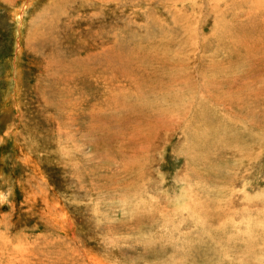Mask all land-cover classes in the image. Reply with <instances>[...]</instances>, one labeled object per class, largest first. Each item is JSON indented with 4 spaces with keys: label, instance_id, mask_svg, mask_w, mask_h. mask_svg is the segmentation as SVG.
I'll list each match as a JSON object with an SVG mask.
<instances>
[{
    "label": "rangeland",
    "instance_id": "rangeland-1",
    "mask_svg": "<svg viewBox=\"0 0 264 264\" xmlns=\"http://www.w3.org/2000/svg\"><path fill=\"white\" fill-rule=\"evenodd\" d=\"M13 1L28 13L15 35L0 23V264H264V0H61L55 17L56 0ZM122 41L138 55L111 78L74 73ZM204 115L226 131L193 150Z\"/></svg>",
    "mask_w": 264,
    "mask_h": 264
},
{
    "label": "bare ground",
    "instance_id": "bare-ground-1",
    "mask_svg": "<svg viewBox=\"0 0 264 264\" xmlns=\"http://www.w3.org/2000/svg\"><path fill=\"white\" fill-rule=\"evenodd\" d=\"M21 1V0H20ZM109 1V0H108ZM258 1V0H257ZM256 1V2H257ZM90 2V0H89ZM88 2V3H89ZM101 2V1H100ZM110 2V1H109ZM115 2V0H114ZM254 2V1H253ZM91 3V2H90ZM89 3V4H90ZM108 3V2H106ZM116 3V2H115ZM258 3V2H257ZM263 3V2H262ZM21 2H15V1H7V0H0V11L4 12V17H2V19L0 20V23L3 25V31H12V35L14 34L15 35V32L17 30H20L22 32L23 28H24V24H25V20H24V16L28 13L27 12V9H25V2L23 1L22 4ZM87 4V5H89ZM253 4V3H252ZM72 5V4H71ZM68 6V5H67ZM94 6V5H93ZM105 6V5H104ZM107 6V5H106ZM251 6V5H250ZM61 7H62V1L61 0H56V3L53 5H51L49 8L51 10V12H53V17H55V14H59L61 12ZM69 7H70V4H69ZM261 8V7H260ZM42 9V8H41ZM73 9V8H72ZM39 10V9H38ZM45 10V9H44ZM66 10V9H65ZM64 10V11H65ZM42 11V10H41ZM67 11V10H66ZM71 11V9H70ZM69 11V12H70ZM119 11V10H118ZM44 12V11H43ZM6 13V14H5ZM72 13V12H71ZM262 13V12H261ZM97 15V14H96ZM47 17H45L46 19ZM49 20H54L52 17H48ZM52 18V19H51ZM62 18V17H61ZM79 18V17H78ZM67 19V18H66ZM73 19V18H72ZM49 20H46V22L44 24H35L34 26H31L30 29H29V32L27 35V39L24 38V40H19L20 42L18 43V47L21 45V50L18 52L17 51V54L18 55H21L20 58H22V54H23V50H24V44L27 45L28 47H34L33 44L35 42H40L38 39L36 38H42L44 37V34H46L48 28H50V30H52L51 26L47 25V21ZM63 20H65V18H63ZM74 20V19H73ZM79 21V20H78ZM56 22V21H55ZM67 22V21H66ZM72 22V21H71ZM28 23V22H27ZM74 23V22H73ZM117 23V22H116ZM64 24V23H63ZM20 25H21V29H20ZM59 25V24H58ZM61 25V24H60ZM66 25V24H65ZM73 25V24H72ZM69 26V25H68ZM63 27V26H62ZM67 27V26H66ZM68 28V27H67ZM91 28V27H90ZM262 28V27H261ZM25 29V28H24ZM263 29V28H262ZM27 31V30H26ZM25 31V32H26ZM53 31V30H52ZM50 31V32H52ZM60 31V30H59ZM259 31V30H258ZM264 31V30H263ZM14 32V33H13ZM49 32V31H48ZM55 32V31H54ZM71 32V31H70ZM88 32V31H87ZM57 33V32H56ZM22 34V33H21ZM61 34V33H60ZM69 34V33H68ZM107 34V33H106ZM257 34V33H255ZM79 35V34H78ZM114 35V33H113ZM11 36V34H10ZM50 35H48L49 37ZM54 36V35H53ZM63 36V34H62ZM66 36V35H65ZM82 36V35H81ZM105 36V35H104ZM115 36V35H114ZM52 37V36H51ZM59 37V36H58ZM68 37V36H67ZM85 37V36H84ZM91 37V36H90ZM103 37V36H102ZM50 38V37H49ZM49 38L47 39V42L50 41ZM12 39H13V36L11 37V40H10V44L12 42ZM7 40V39H6ZM62 40V39H61ZM109 40V38H108ZM46 41V40H44ZM88 41V39H87ZM107 41V40H106ZM42 42V41H41ZM40 42V43H41ZM55 42V41H54ZM111 42V41H110ZM119 42V41H118ZM91 43V42H90ZM99 44V43H98ZM105 44V43H104ZM38 45V44H37ZM44 45V44H43ZM42 45V47H43ZM91 45V44H90ZM93 45V44H92ZM106 45V44H105ZM95 46V45H94ZM108 46V45H106ZM116 46V45H115ZM29 47V48H30ZM46 47V45H45ZM93 47V46H92ZM109 47V46H108ZM107 47V48H108ZM79 48V47H78ZM82 48V47H81ZM105 48V47H104ZM49 49V48H48ZM52 49V48H51ZM54 49H55V45H54ZM111 49V48H110ZM25 50H26V47H25ZM33 50V49H32ZM36 50V49H35ZM78 50V49H77ZM93 50V49H92ZM106 51V49H104ZM114 50V51H113ZM10 51V50H9ZM43 51V50H42ZM45 51V50H44ZM48 51V50H47ZM51 52V50H49ZM76 51V50H75ZM73 51V52H75ZM103 51V50H100V51H93L91 53H88L86 54L84 57L82 58H78L77 60H74V62L72 63V67H73V71L74 73H76V75H79L78 73H81L82 74H86V73H89L91 71H94L95 73H100L99 70H101L102 74H101V77H103V75H105L107 78H111L112 75L114 74V71H113V66L115 65L116 66V61L117 60H121V64L124 66V67H127L128 63H129V59L133 58V57H136L138 54L137 53H134L133 51V48H130V46L127 44L126 41H122L119 43L118 45V48L117 49H113L112 50H109L108 51ZM89 52V51H88ZM44 53V52H43ZM16 54V56H17ZM26 54V53H25ZM76 54V53H75ZM81 54V53H80ZM50 55V54H49ZM48 56V55H47ZM58 56V55H57ZM70 56V55H69ZM72 56V55H71ZM43 57V56H42ZM20 58L19 60H17V64H16V61H15V72L16 74L19 72L17 71L18 67H19V63L22 61H20ZM45 58V57H44ZM55 58V57H53ZM70 58V57H69ZM68 58V59H69ZM72 58V57H71ZM33 59V58H32ZM50 59V58H49ZM41 60V59H40ZM53 60V59H51ZM49 60V61H51ZM70 60V59H69ZM72 60V59H71ZM32 61V60H31ZM54 62V61H53ZM58 62V61H57ZM59 63V62H58ZM26 65V64H25ZM31 65V64H29ZM28 65V66H29ZM17 66V68H16ZM27 66V67H28ZM34 66V65H33ZM99 68H97V67ZM119 66V65H118ZM22 67V66H21ZM26 67V68H27ZM29 68V67H28ZM24 69V68H23ZM58 69V67H57ZM63 69V68H62ZM116 69H119V68H116ZM21 70V69H20ZM33 70V69H32ZM66 70V69H65ZM64 71V70H63ZM68 71V70H67ZM23 72V70H22ZM20 73L21 71L19 72V78H20ZM34 73V72H33ZM72 73V72H71ZM94 73V74H95ZM24 74V73H23ZM69 74V73H68ZM93 74V75H94ZM61 75V74H59ZM64 75V74H63ZM80 75V76H81ZM85 76H88V75H85ZM58 77V75H57ZM78 77V76H77ZM115 77V76H114ZM57 79V78H55ZM84 79V78H82ZM80 80V78H79ZM88 80V79H87ZM114 80V79H113ZM16 81V80H15ZM22 81V80H21ZM62 81V80H61ZM82 81V80H81ZM84 81V80H83ZM58 82V80H57ZM75 82V81H74ZM101 82V81H100ZM24 83V82H23ZM48 83V82H47ZM62 83V82H61ZM86 83V82H85ZM17 84V82L15 83ZM44 84V83H43ZM70 85V83H68ZM73 84V82H72ZM77 84V82H76ZM82 84V83H81ZM88 84V83H87ZM101 84V83H100ZM47 85V84H46ZM79 85V84H78ZM83 85V84H82ZM17 86V85H16ZM27 86V84H26ZM33 86V85H32ZM45 86V84H44ZM49 86V85H48ZM77 86V85H76ZM80 86V85H79ZM85 86V84H84ZM84 86H81V87H84ZM92 86V85H91ZM97 86V85H96ZM63 87V86H62ZM65 87H68V86H65ZM64 87V89H65ZM70 87V86H69ZM68 87V90H70ZM75 87V86H74ZM110 87V86H109ZM27 88V87H26ZM54 88V87H53ZM29 88H27L28 90ZM57 89V88H56ZM77 89V88H76ZM17 90H18V87H17ZM16 90V91H17ZM89 90V89H87ZM30 91V90H29ZM48 91V90H47ZM61 91V90H60ZM66 91V90H64ZM79 91V90H78ZM85 91V90H84ZM50 92V91H49ZM67 92V91H66ZM69 92V91H68ZM74 92V90H73ZM72 92V93H73ZM109 92V91H108ZM28 93V92H27ZM40 93V92H39ZM70 93V92H69ZM35 94V92L33 93ZM47 94V93H46ZM59 94V93H58ZM82 94V93H81ZM96 94V93H95ZM15 95V94H14ZM66 95V94H65ZM64 95V96H65ZM16 96V95H15ZM24 96V95H23ZM39 96V95H38ZM44 96V94L42 95ZM41 96V97H42ZM49 96V95H48ZM99 96V95H98ZM29 97V96H27ZM74 97V96H73ZM72 97V98H73ZM15 98V97H14ZM17 98H18V94H17ZM66 98V97H65ZM31 99V98H30ZM33 99V97H32ZM50 99V98H48ZM57 99V98H56ZM60 99V98H59ZM64 99V98H62ZM61 99V100H62ZM68 100V99H67ZM72 100V99H71ZM78 100V98H77ZM90 99H88L89 101ZM26 101V99H25ZM24 101V102H25ZM59 101V100H58ZM91 101V100H90ZM112 101V100H111ZM34 102V101H33ZM32 102V103H33ZM37 102V101H36ZM60 102V101H59ZM31 103V102H30ZM65 103H66V100H65ZM73 103V102H72ZM89 103V102H88ZM112 103V102H111ZM28 104V103H27ZM63 104V103H62ZM69 104V103H68ZM84 106V105H83ZM82 106V107H83ZM101 106V105H100ZM110 106V105H109ZM112 106V105H111ZM25 107V106H24ZM61 107V106H60ZM72 107V105H71ZM70 107V108H71ZM85 107V106H84ZM74 108V107H73ZM111 108V107H110ZM107 109V108H106ZM112 110V109H111ZM25 111V110H24ZM36 111V110H35ZM65 111V110H64ZM79 111V110H78ZM21 112V111H20ZM72 112V111H71ZM75 112V111H74ZM36 113V112H35ZM81 113V112H80ZM66 114V115H65ZM25 115V114H24ZM82 115V114H81ZM59 116L61 117V119H63L62 121H59L57 122L58 123V129L61 131L63 129H65L64 133L63 134H58L59 136L61 135H64L66 136L69 140L73 141V139L75 138V136L77 135L76 131H79L80 130V126H79V123L77 122V118L75 115H72V114H69L67 111L65 112H62L59 114ZM23 117V116H22ZM50 117V116H49ZM80 117V116H79ZM104 117V116H103ZM111 117V116H110ZM25 120V119H24ZM91 120V119H90ZM23 122V121H22ZM84 122V121H83ZM98 122V120H97ZM215 122V121H214ZM25 123V122H24ZM21 124V123H20ZM26 125V124H25ZM77 125L79 127H77ZM43 126V124H42ZM46 126V125H45ZM88 127L89 129H86V132H88V134H90V132L92 131L93 132V129L95 128V121L94 119H92V122H90L88 124ZM194 127L195 129L198 130V132L196 133V135L193 136V138H191V148L193 150H201V147L205 148V150H209L212 146H215L217 144V140L221 139L224 137V132L226 131V126L222 127L220 125H218L216 122H215V126L212 122V120H210L209 118H207L205 115L202 116V118H199L198 120L195 119V122H194ZM21 128V127H20ZM44 128V127H43ZM70 128V137H69V132L67 131V129ZM23 130V129H22ZM39 130H40V127H39ZM44 130V129H43ZM74 132H73V131ZM41 131V130H40ZM49 132V131H48ZM18 133V132H17ZM42 133V132H41ZM34 134V133H33ZM28 136V133L26 134ZM31 135V134H30ZM29 135V136H30ZM96 135V134H95ZM15 137V136H14ZM20 137V136H19ZM34 137V136H33ZM95 137V136H94ZM234 137V135H233ZM33 139V138H31ZM22 140V139H21ZM30 140V139H29ZM76 141H78V138L75 139ZM211 140L213 142H211ZM16 141V140H14ZM31 141V140H30ZM35 142V141H34ZM31 143V142H30ZM53 143V142H52ZM34 145L36 143H33ZM237 144V143H235ZM26 145V144H25ZM29 146V145H28ZM56 146V145H55ZM87 146V145H86ZM218 146V145H217ZM24 147V146H22ZM57 151V150H56ZM58 152V151H57ZM22 155V154H21ZM25 155V154H24ZM28 155V154H27ZM21 157V156H19ZM41 157V155H40ZM30 158V157H29ZM17 159V158H16ZM19 160V159H18ZM28 160V159H27ZM17 161V160H16ZM30 161V160H29ZM21 163V161H20ZM25 163H22V165L25 167L24 165ZM79 171V170H78ZM76 178V177H75ZM81 179V178H80ZM78 180V179H77ZM78 182V181H77ZM82 182V181H81ZM82 187V186H81ZM94 201V200H93ZM95 204V203H94Z\"/></svg>",
    "mask_w": 264,
    "mask_h": 264
}]
</instances>
